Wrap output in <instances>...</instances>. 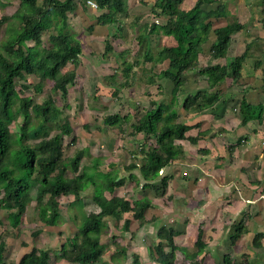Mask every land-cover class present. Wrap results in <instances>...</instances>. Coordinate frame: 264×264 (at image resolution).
I'll list each match as a JSON object with an SVG mask.
<instances>
[{"label":"trees","instance_id":"16d2710c","mask_svg":"<svg viewBox=\"0 0 264 264\" xmlns=\"http://www.w3.org/2000/svg\"><path fill=\"white\" fill-rule=\"evenodd\" d=\"M20 0L21 5L28 8L29 12L17 11L13 16H4L0 19V30L10 19L15 25L7 30L4 40L0 41V209L8 213V219L13 228L20 224L21 217L26 208L36 202L40 219L48 226H56L61 217L59 199L63 196H74L71 205L83 206L82 193L90 187L94 188L93 200L98 209L90 214H84L77 234L68 238L60 253L61 258L71 264H97L104 255L105 246L102 236L108 227L105 217L132 214L133 219L143 224L145 213L153 208V201L143 197L134 202L120 196L108 198L106 193H114L117 188L125 185V180L114 174V169L106 173L98 169L100 161L95 159L92 170H85L80 174V157L76 156L70 162L65 160L62 146V136L72 134L69 123L59 126L55 122L63 114L52 96L44 98L42 103H37V96H25L27 77L32 76L44 82H53L52 92H59L65 100L69 88L76 83L80 57L83 52L82 41L78 36L69 32V14L75 12L77 0ZM84 6L88 1L97 5L99 10L105 11L99 17L98 24H118V17L127 14L128 0H81ZM215 0H198L193 8H183L186 0H158L151 10L153 18H163V30L166 37H170L175 45L161 48L157 57L151 49V39L148 34L157 31V24L152 23L146 36L141 37L147 51L144 63H161L164 68L158 74L159 81H169L172 85L171 93L174 97L180 90L190 85L189 77L196 74L202 76L207 85L195 95L187 96L182 102L185 112L195 108L201 111L212 109L221 100L220 92L216 91L228 79L239 81L242 78L244 66L252 57V44L229 64H220L219 61L227 58L233 44L234 37L246 30V24L238 18H227V24L215 26L214 19L226 17V7L219 4L214 10H204L205 2ZM262 26L264 28V0H262ZM92 29V28H91ZM55 33L50 34L52 31ZM49 32L48 46L44 45L43 35ZM214 37L211 45V58L213 64L200 65V54L203 46ZM33 42L32 46L28 45ZM107 50H112L107 44ZM117 56V55H116ZM116 57H114L115 60ZM113 60V61H114ZM261 60L256 62V67L263 66ZM138 64V63H137ZM71 65L72 70L68 69ZM125 74L129 76L133 66L124 61ZM23 82L20 90L17 83ZM195 81V80H194ZM264 82V78H263ZM154 83V78L149 80ZM163 84L159 82L158 87ZM33 89L41 92V86L36 84ZM213 91H215L213 93ZM154 107L145 112L133 124L134 135H146L156 140V146H144L139 153L143 154L144 164L140 168L145 189H167L170 178L161 177L165 169L180 159L177 142L189 141L197 145L201 133L197 136H188L187 133L199 128L179 123L180 112L164 113L162 103H153ZM239 113L242 125L249 121L260 120L264 114V103L251 104L246 96L241 99ZM23 120L22 131L19 138L11 130V126ZM106 125L114 126L121 122L119 114L107 116ZM35 123V124H34ZM52 125H56L53 127ZM59 129L61 132L51 136V131ZM35 141V143H32ZM131 165L129 169H135ZM70 169L74 175L69 176ZM90 170V171H89ZM160 180V188L157 183ZM100 180V182L98 181ZM137 185L140 182L136 181ZM99 185V186H98ZM49 217V218H48ZM131 219L125 220L123 228L128 230ZM241 230V229H240ZM181 232L165 226L156 232L155 262L157 264H178L177 246L175 238ZM203 231H199L196 245L204 249L206 244L202 239ZM240 234L231 238L235 243ZM263 233L257 234L252 240L255 247L261 246ZM166 247L169 251H166ZM5 244H0V264H3ZM50 255L47 251L34 248L26 253L19 264H49ZM134 263V262H133ZM219 264V263H216ZM221 264H235L231 256H223Z\"/></svg>","mask_w":264,"mask_h":264},{"label":"rangeland","instance_id":"374dc122","mask_svg":"<svg viewBox=\"0 0 264 264\" xmlns=\"http://www.w3.org/2000/svg\"><path fill=\"white\" fill-rule=\"evenodd\" d=\"M197 1L186 0L183 8L191 9ZM157 2L158 0H128V13L118 17L120 30L117 23L114 25L98 24L99 17L105 11L88 3L84 6L81 0H77L75 12L69 14V32L78 36L83 48L75 85L69 88V94L63 100L59 92H52L53 82L51 80L40 82L39 79L29 76L27 77L28 83H26L29 89L25 90L24 94L25 96H37V103H42V100L50 95L55 99V104L63 110V114L55 123L59 126L69 123L72 130L71 135L62 136L64 158L70 162L76 156L80 157V174L85 170H92L95 159H98L100 161L98 169L100 168L101 172L106 173L114 169V174L116 173L125 180L124 186L117 188L112 194H105L108 198L120 196L134 202L147 197L153 201V208L146 211V221L143 224L133 219L132 214L120 213L104 218L108 223L101 238L105 250L102 260L97 264H157L154 248L159 241H156L155 235L157 230L163 226L181 232V235L175 238L178 248L176 251L178 264L222 263L225 255L237 261L240 247L233 246L232 241L219 249L216 248L220 252L216 253V256H210L206 253V249H201L196 245L200 230L203 231L202 239L207 244L211 243L209 241L213 236L211 226L206 227L207 233H205L204 226H207L206 222L209 221L202 217L201 205L205 194L202 184L208 180L198 165L202 163V160L214 159L212 164L216 168L219 166L217 159L223 152L222 138H219V133L221 129L225 130L226 126L213 119L215 117L218 120L220 114L229 112L232 114L231 118H236V122H239V118L241 120L239 106L246 93L238 92V87H242L237 84L239 82L228 79L216 89L220 92L221 100L216 104V108H213L214 111L207 112L211 114L210 116L203 117V111L198 108L188 113L182 109L184 99L205 89L207 83L202 76L196 74L194 77H189L191 84L183 87L174 97L171 93V83L166 80L159 81L157 77L165 65L156 61L147 64L143 62L147 51L145 43L149 40H141V37L147 35L152 23L158 26L157 31L148 34L154 57H157L161 48L175 45L170 37L164 35V19H155L151 15V10ZM42 3L43 0L38 1L39 6ZM205 3L203 8L206 6L207 11L216 8V6L214 8L209 6L212 3ZM17 11L26 13L29 9L22 6L20 0H0V19L4 16L11 17ZM260 16L263 18V15L260 14ZM239 17L242 22L247 20L245 15H239ZM15 24V21L10 19L2 26L0 41L5 39L8 34L7 30ZM215 24L222 26L227 22L217 20ZM52 33L55 31L50 34ZM50 34L47 32L43 35L45 46L49 44ZM249 37L257 38L258 45L252 47L253 57L249 58L242 74L243 76H249L251 73L258 74L255 82L258 85L264 78V63L263 66L256 67L257 61H264L263 26L252 27ZM235 39L228 57L220 60V64H229L235 57L245 52L247 44L242 42L241 37ZM213 40L214 37L211 36V39L203 46L199 59L201 66L213 64L210 55ZM33 44V42L28 43L30 46ZM107 44H110L113 49L107 50ZM114 57H116L115 60ZM125 60L133 66L129 76L125 74ZM72 68L71 65L68 66L69 70ZM151 78H154V83L150 84ZM159 82L163 84L161 88L158 87ZM23 84L21 81L17 83V89L20 92H22L20 86ZM36 84L41 86V92H35L33 89ZM154 102L163 104L166 115L179 111V123L191 126L200 124L199 128L188 132V136H197L201 132L209 133L208 136L211 135L207 139L201 138L197 145L189 141L176 143L180 159L161 174V177L170 178L166 190L159 189L161 177L157 183L159 190L143 187L145 182L142 181L140 168L144 164V156L139 152L144 146H156L157 142L154 138H148L143 134L134 135L133 129V124L146 111L154 107ZM116 114L121 117V122L114 126L106 125L104 119ZM22 124L23 120H20L19 123L11 126V130L17 134L18 138L22 131ZM239 126L243 127L241 124ZM237 128L227 125V130L231 135ZM60 133L59 129L53 128L51 136ZM261 138L264 144V135ZM203 149H209V154L204 153ZM207 155L209 159H204ZM131 165L136 166L135 169L130 170ZM73 175L70 169L69 176ZM213 175L218 177L217 174ZM137 180L140 182L139 185L136 183ZM93 192L94 188L90 187L82 193L84 202L81 208L71 205L74 196L61 197L59 199L61 217L58 224L53 227L40 219L36 202H32L26 208L17 228L11 226L8 213L0 209V244H5L3 264H19L21 258L34 248L47 251L51 257L49 264H71L61 258L60 250L68 238L77 234L83 213L87 215L98 209L92 198ZM128 219H131V224L126 230L123 224ZM166 251H169L167 247Z\"/></svg>","mask_w":264,"mask_h":264},{"label":"crops","instance_id":"0c3cea01","mask_svg":"<svg viewBox=\"0 0 264 264\" xmlns=\"http://www.w3.org/2000/svg\"><path fill=\"white\" fill-rule=\"evenodd\" d=\"M220 3L226 7V12H223L226 17L216 18L214 22L217 20L227 22V18H238L241 23L246 24V30L235 36L234 40L236 37H241L244 44H252L256 47L257 38L249 36L252 27L258 28L262 25L260 16L262 15V0H243V2L241 0H215L209 6L217 8ZM203 9L206 10V6ZM239 15L247 16V20L242 22ZM257 77L258 74L251 73L249 76L242 75V78L237 81L239 82L237 84L242 85L238 87V92L244 91L248 101L254 105L264 103V82L261 80L257 85L255 83ZM209 110L212 111L213 108L204 110L203 117L211 115L207 114ZM231 117L232 114L225 112L220 114L218 120L215 117L213 119L226 126V129H221L219 133L223 150L217 159L219 166L216 168L212 164L214 159L202 160V163L198 165L208 180L202 184L205 192L201 205L202 217L209 221L206 222L207 226H204L205 233H207L206 227L210 226L212 227L211 233H213L212 240L209 241L211 243L204 242L206 244L204 250L206 249V253L210 256H216V253H220L216 248L227 245L234 235L240 234L236 242L232 243L233 246L240 247L239 256L236 258L238 260H234L235 264H264V237L261 246L252 245V240L257 234H264V144L261 138L264 135V114L260 120L253 119L246 125H242V118L236 122V118ZM240 124L243 127H240ZM227 125L238 128L231 135L227 130ZM208 134L201 132V136L198 135L200 139H207L211 136ZM203 152L209 154L210 151L203 149ZM205 158H208V155L204 156ZM213 174H217L218 177H214ZM208 234L210 235V232ZM224 240L227 242H223Z\"/></svg>","mask_w":264,"mask_h":264},{"label":"built area","instance_id":"2783aa9c","mask_svg":"<svg viewBox=\"0 0 264 264\" xmlns=\"http://www.w3.org/2000/svg\"><path fill=\"white\" fill-rule=\"evenodd\" d=\"M88 4L93 6V7H95V8H97V5L94 2H92V1H88Z\"/></svg>","mask_w":264,"mask_h":264}]
</instances>
